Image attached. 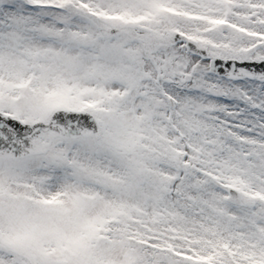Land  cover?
<instances>
[{
    "label": "snow or ice",
    "instance_id": "6c2138e0",
    "mask_svg": "<svg viewBox=\"0 0 264 264\" xmlns=\"http://www.w3.org/2000/svg\"><path fill=\"white\" fill-rule=\"evenodd\" d=\"M0 264H264V0H0Z\"/></svg>",
    "mask_w": 264,
    "mask_h": 264
}]
</instances>
